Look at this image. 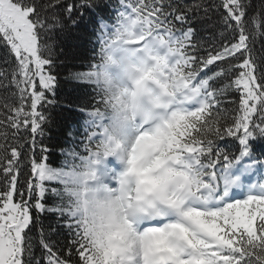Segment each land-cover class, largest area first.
<instances>
[{
    "label": "snow or ice",
    "instance_id": "obj_1",
    "mask_svg": "<svg viewBox=\"0 0 264 264\" xmlns=\"http://www.w3.org/2000/svg\"><path fill=\"white\" fill-rule=\"evenodd\" d=\"M127 6L130 12L147 17L156 26L155 35H168L179 43L189 67L206 85L202 103L169 124L166 144L160 138L161 133L149 130L141 133L142 151L150 149L159 155L139 170V184L146 192L160 190L163 181L153 172L162 167L173 151L194 156L205 154L200 163L215 180L210 202L203 207L178 209L180 219L174 222L145 226L134 234L126 226H120L103 239H89L81 222L71 213L61 187L48 186L60 185L57 174L63 169L53 173L45 162L46 156L37 158V137L44 121L38 106L44 101V91L37 90L36 80L39 79V89L43 90L53 83L45 71L48 61L42 58L45 45L38 42L40 31L46 28L42 11L34 0H0V37L17 59L10 83L16 86L21 99L19 107L8 108L9 114L0 112V264H40L39 259L33 261L32 238L28 235L34 222L33 208L37 214L48 212L61 219L66 217L61 226L70 237L67 258L58 254L45 238V232L40 231L39 243L45 250L46 264H264V187L257 194L229 202V186L222 182L219 169L230 158L217 149L219 140L233 138L241 146L243 157L248 155V141L264 136V61L258 62L251 47L252 40L262 34L261 25L255 19H245L244 0H222L226 13L223 22L231 38L204 48V54L200 55V49L192 41V27L176 34L181 30L169 17L180 24L186 23L187 17L168 0H129ZM73 10L72 5L66 9L69 14ZM220 35L224 37L225 33ZM205 69L211 74L205 73ZM233 74L235 79L226 81L221 88L210 83ZM229 90L240 93L230 124L221 115L223 109H217L221 103L218 98ZM29 95L30 104L25 109L24 100ZM209 121L214 127L210 141L206 142L200 133L201 126ZM9 128L13 129L11 142ZM22 131H30L31 138H18ZM25 141L30 145V177L22 188L19 173ZM85 145L91 147V142L87 139L83 143V152L87 150ZM39 151L47 150L40 146ZM80 153L72 158H78ZM135 159L134 156L130 163H135ZM49 193L59 198L54 206L44 202ZM161 196L166 198V192L161 191ZM73 256L78 260L74 261Z\"/></svg>",
    "mask_w": 264,
    "mask_h": 264
},
{
    "label": "clouds",
    "instance_id": "obj_2",
    "mask_svg": "<svg viewBox=\"0 0 264 264\" xmlns=\"http://www.w3.org/2000/svg\"><path fill=\"white\" fill-rule=\"evenodd\" d=\"M156 31L147 17L129 12L102 42L85 77L98 97L87 138L91 147L85 145L87 150L71 158L57 177L71 213L94 241L120 226L134 234L145 226L174 222L180 219L178 209L203 207L213 194L215 180L200 163L205 154L173 151L153 172L163 181L160 190L146 192L139 184V170L159 155L142 151L141 133H161L166 144L169 124L198 107L206 89L179 43ZM201 127L200 135L209 142L214 125L209 121ZM109 159L121 166L114 175L104 172ZM238 163L230 159L223 170Z\"/></svg>",
    "mask_w": 264,
    "mask_h": 264
},
{
    "label": "trees",
    "instance_id": "obj_3",
    "mask_svg": "<svg viewBox=\"0 0 264 264\" xmlns=\"http://www.w3.org/2000/svg\"><path fill=\"white\" fill-rule=\"evenodd\" d=\"M172 0H168L170 2ZM180 4H174L176 8L184 11L187 21L184 24L175 21L174 17H169L176 24L177 35L186 31L187 27L194 29L197 34L201 28H211L212 34L218 38L213 44L221 43L227 38H231V33L226 29L221 37L219 24L215 21L226 15L222 7V0H213L214 8L207 10L203 5L208 0H176ZM253 1L254 8H250L245 2ZM38 8L42 11L43 19L46 25L38 36V42L45 45L43 54L47 58L48 64L45 70H48L55 63H60V69L63 71V77L53 88L40 89L44 91V101L38 110L42 113L44 121L41 125V135L37 137V158L46 156V164L49 170L55 173L62 170L75 153H83V143H87V138L91 132L95 121L91 115L98 103V97L94 87L85 80L89 69L97 60L98 51L106 37L112 35L119 27L124 16L130 12L127 4L129 0H34ZM51 5L50 7H45ZM69 5L74 7L72 13H67ZM199 6V7H197ZM244 6L249 10L245 13V19L250 21L255 19L261 25L262 34L252 40L251 47L254 54L259 58L258 62L264 61V0H244ZM192 11H187V9ZM207 10V11H206ZM206 22V25L204 23ZM217 26V29H215ZM251 28V24L249 23ZM192 37V38H193ZM4 41L0 37V42ZM200 55L204 54V49L199 51ZM17 65L14 56L6 47V51L0 50V72L7 73L9 62ZM215 70V66H212ZM205 73L211 74L209 69ZM203 75V74H202ZM231 79H235V74L226 77L224 80H214L210 83L215 88L223 87V84ZM6 79L0 76V96L5 89V96L0 101V112L8 113L9 107L19 106L16 100L19 94L8 93ZM39 83L37 84V87ZM240 93L236 90H229L224 96L219 97L221 103L217 109H223L221 115L225 123H232V117L236 114L238 108ZM235 101V103H229ZM30 104V100L24 101V105ZM7 106V107H6ZM9 142H11V132ZM27 136L31 138L30 131H22L18 138ZM47 151L41 153L39 147ZM30 145L25 141L23 155L21 156L22 167L20 168L19 180L20 187H26L25 181L30 177ZM248 155L240 157L241 146L233 138H225L217 142V149L223 151L230 159H239V163L231 170L224 171L221 166L219 175L223 181L234 182L241 172H251L253 177L260 182H264V136H256L248 141ZM2 183V177H0ZM264 184V183H263ZM49 187H60L58 184H49ZM15 202V199H14ZM48 206H54L59 202V198L52 196L50 193L44 201ZM34 217L33 225L28 231L32 238V256L33 261L39 259L40 264H46L45 250L40 246V231L45 232V238L58 251L63 258L66 257L68 241L70 239L68 230L61 225L65 218H58L55 213L37 214L32 209ZM38 217V219H36ZM72 259L78 260L75 256Z\"/></svg>",
    "mask_w": 264,
    "mask_h": 264
},
{
    "label": "rangeland",
    "instance_id": "obj_4",
    "mask_svg": "<svg viewBox=\"0 0 264 264\" xmlns=\"http://www.w3.org/2000/svg\"><path fill=\"white\" fill-rule=\"evenodd\" d=\"M245 4L248 5L250 8H254L253 1L245 2ZM203 5L206 7L207 10H211L212 8H214L213 0H208L207 2H204ZM215 29H217V26H216ZM5 96H7V95L5 94V89H3V92H2V95L0 96V98L3 99ZM0 101H1V99H0ZM113 161L115 162V160L109 159V161L107 162L108 167L106 169L108 171H107V173L105 175H109V174L114 175L115 174V171H111V170H114V166H112V162ZM105 170H104V172H105ZM108 172H109V174H108ZM243 176L246 177L247 179H251L250 174L247 175V176H245V175H243ZM223 182L230 183L229 181H223ZM234 187H236L235 189H239V191H235V192L232 193L233 189L229 188V192H231V194L233 196L240 197V195L242 193H245V190L242 187H240V188H238V186H234ZM254 187H255L254 190H256L257 189L256 186H254Z\"/></svg>",
    "mask_w": 264,
    "mask_h": 264
}]
</instances>
